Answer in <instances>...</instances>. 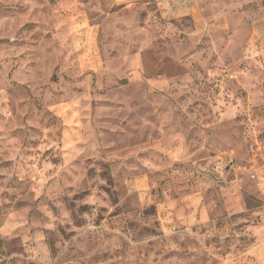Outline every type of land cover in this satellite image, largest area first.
Masks as SVG:
<instances>
[{"label": "rangeland", "instance_id": "obj_1", "mask_svg": "<svg viewBox=\"0 0 264 264\" xmlns=\"http://www.w3.org/2000/svg\"><path fill=\"white\" fill-rule=\"evenodd\" d=\"M191 1L0 0V264L264 259V0Z\"/></svg>", "mask_w": 264, "mask_h": 264}, {"label": "crops", "instance_id": "obj_2", "mask_svg": "<svg viewBox=\"0 0 264 264\" xmlns=\"http://www.w3.org/2000/svg\"><path fill=\"white\" fill-rule=\"evenodd\" d=\"M181 1L182 0H179L178 3L180 4ZM184 1H188V3L189 2H193L191 0H184ZM248 1H250V0H210L211 4H213L215 6H218V7H223V8H226V7H234V5H243L246 2H248ZM253 1H256V0H253ZM184 9H186V8H184ZM259 262H260L259 264H264V259L263 258L260 259Z\"/></svg>", "mask_w": 264, "mask_h": 264}]
</instances>
